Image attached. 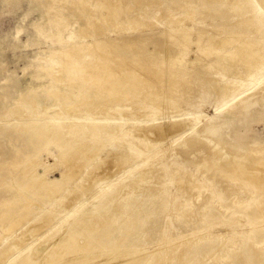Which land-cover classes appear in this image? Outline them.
<instances>
[{
    "label": "rangeland",
    "instance_id": "rangeland-1",
    "mask_svg": "<svg viewBox=\"0 0 264 264\" xmlns=\"http://www.w3.org/2000/svg\"><path fill=\"white\" fill-rule=\"evenodd\" d=\"M88 1L91 6L96 1H105L134 9H119L123 20L131 19L136 11H143L148 21L160 26L148 33L161 32L163 21L176 15V5L181 2L149 0L146 4H136L135 0ZM185 2L189 10L194 11L193 15L186 16L192 17L187 25L192 31L198 32L199 27H204L209 32L207 36L213 35L214 28L223 33L229 31L231 36L228 35L227 40L231 42L236 39L233 34L242 31L241 26L236 25L238 14L226 5L225 0ZM80 9L81 0H0V203L4 200H7L6 203L15 202L22 195L28 197V202L31 201L29 219L13 226V230L7 217L3 215L1 218L0 255H4L10 240L27 236V243L12 252L4 264L15 261L24 253H32L31 249L40 245L41 235L43 237V233L50 228L75 224L80 212L98 205L103 201L104 193L112 189L119 190L117 199L101 213L104 222L111 221V224L103 225L96 220L92 224V236L98 241L94 242L93 255L103 254L105 260L113 259L115 252L113 254V251L105 249L112 246L137 250V254L139 251L140 254L148 253L146 258L151 261L150 264H155L156 255H160V264H264V237L257 226L249 222L242 211L231 215L225 213L230 209V199L237 190L240 200L250 199L245 193L246 182L236 186L226 178L225 168L214 165V162L223 161L226 150L222 147L244 155L249 161L264 159V72H257L253 78H248L241 62L229 72H216L210 68L213 58H208L199 64V74L192 85L176 91L181 107L168 111L169 106L166 108L168 104L165 103V111L160 112L162 115L136 117V120L143 121L136 131L154 124L158 126L159 123L168 128L169 138L166 137L156 148L148 149L145 156L136 160L131 158L117 173L97 176L101 160L114 151L115 138L103 135L96 141L89 131H85L79 141L70 140L71 144H88L90 150L100 144L102 150L89 157L76 155L75 164L80 166L75 168L76 178L73 176L62 182L64 189L58 197L41 200L21 187L23 168L31 164H27L28 160L34 161L32 168H36L40 175L49 169L46 170L49 180H61L62 174L69 173L60 160V151L51 142L53 136H35L36 131L29 128V124L44 123L48 119L47 111L59 113L63 119L71 118L73 122L83 120L86 113L97 114L88 110L79 112L81 114L67 112V102L57 101L54 94L58 88L54 84L58 67H54L49 57L55 56L61 49L81 45L78 31L85 20H75ZM156 41L158 47L163 45L164 35H158ZM262 44L258 46L262 47ZM146 48L143 45L142 52L153 56L154 47L149 48L151 52ZM229 48L231 50L232 46ZM196 50L193 46L184 55L189 72L193 71L191 62L195 59L192 51ZM211 76L217 79L214 86L209 80ZM186 77L189 78L188 75ZM228 80L250 83L251 87L232 97L226 89ZM70 92L76 94L74 88ZM18 104L21 110L14 112ZM123 124L125 135L134 131V125ZM170 125L176 129L171 131ZM13 161V164H8ZM131 177L138 179L129 183ZM189 183L200 185L202 191L192 193ZM36 189L42 190L40 187ZM70 193L73 195L69 196ZM0 209L26 212L23 203L0 206ZM37 221L47 227L33 241L29 233L36 228L34 222ZM3 226L10 232L2 230ZM104 230L107 236L100 237V232ZM85 241L80 240L81 243ZM131 251L125 252V255Z\"/></svg>",
    "mask_w": 264,
    "mask_h": 264
},
{
    "label": "bare ground",
    "instance_id": "bare-ground-1",
    "mask_svg": "<svg viewBox=\"0 0 264 264\" xmlns=\"http://www.w3.org/2000/svg\"><path fill=\"white\" fill-rule=\"evenodd\" d=\"M143 1L135 0V3L146 4L149 2V0ZM225 3L238 14V24L236 25H240L242 28L241 32L233 34L236 39H233L232 42L227 40L228 35L231 36L229 31L223 33L214 28L213 35L207 36L209 32L204 27H199L198 32L188 28L187 25L191 22L192 17L187 18L186 16L193 15L194 11L189 10L185 0H181L176 5L175 16H170L163 21L162 26L166 29L161 26L162 31L159 33H148L160 26L148 21L147 14L143 11H136L131 19L123 20L119 9L123 7L128 11L134 9L127 8L120 3L110 4L105 1H96L95 5L91 6L88 0H81V9L77 10L78 14L75 19L76 21L78 18L85 20V24L78 31L82 40L81 45L70 47L67 50L61 49L49 59L54 67H58V73L54 76V84L58 87L54 93L57 101L67 102V112L70 113L88 110V112L95 111L97 114L93 116L86 113L83 120L73 122L71 118L63 119L59 113L52 114L47 111L48 119L44 123L29 124L28 127L36 131L35 136H53L51 142L60 151L59 157L63 162L61 163L68 168L69 173L62 174L61 180H49L47 178L48 171H46L49 169L45 168V174L40 175L36 172V168H32L34 161L28 160L27 164L31 163L32 165H26L23 168L21 175L24 177V181L21 187L27 193L33 194L41 200L58 197L64 189L62 182L75 177V168H80L75 164L76 155L89 157L102 150L100 144H96L93 150H90L88 144L77 142L71 144V141H79L85 131H89L91 137L96 141L103 135L111 139L115 138L114 151L108 153L109 155L101 160L102 164L97 176L101 177L105 173L109 172L110 174L114 171L117 173L118 169L122 170V166L128 164L131 158L136 160L145 156L148 149L156 148L165 141L166 137L169 138L167 135L169 130L158 123V126L154 124L138 132L135 129L143 121L136 120V117L142 115V117H155L157 113L165 111L167 104L168 111L181 107L176 91L183 90L186 85H192L199 74V64L208 58H213L210 68L216 72L221 70L229 72L235 68V64L240 62L244 64L248 78H253L257 72H264V33L261 38H258L259 34L264 32V0H225ZM182 14L186 15L182 16ZM158 35L165 37V42L159 47L156 41ZM98 36L101 38L95 40L94 38ZM261 42L263 46L259 47ZM143 45H146L147 51L151 46L154 47L155 53L149 51L154 55L143 53ZM193 46L197 50L192 51L195 59L191 62L193 71L189 72L187 58L184 55ZM230 46H232L231 50ZM86 54L88 57L82 59L81 57ZM187 75L189 78L186 77ZM209 80L212 86L216 84L217 79L214 76H211ZM226 82V89L229 94H232V97L251 87V84L246 82H230L229 80ZM72 88L75 89L76 94H71ZM165 103L167 104L164 105ZM20 110L18 104L14 112ZM90 119L92 120L90 121ZM123 123L134 125V131L131 130L125 135L122 131ZM170 126L171 131L176 129L172 125ZM138 145L139 149H137ZM205 147L210 150L209 146L205 145ZM222 150H226L223 161L214 162V165L225 168L226 178L236 186L241 182H246L245 193L250 197L247 201L240 200L237 197V190V193L230 199L233 210L230 207L225 213L231 215L235 211H242L248 217V221L253 222L258 228V232L262 233L264 237V159L258 158L255 161H249L244 155L227 150L225 147H222ZM255 156H258V153H255ZM13 163L14 161L8 164ZM124 169L126 168L124 167ZM95 178L91 180L94 181ZM130 179L129 183L138 178L131 177ZM36 187H40L42 190H37ZM188 188L192 193L202 191L200 185L195 183H189ZM118 193V189L105 192L103 201L95 207L92 206V209L89 207L90 209L80 212L79 218L76 217L75 224L50 228L43 233V237L40 232L47 226H43V223L38 221L34 222L36 228L29 233V236L34 241L39 233L42 238L40 245L31 249L32 253H24L9 264H101L103 262L107 264H150L151 261L146 258L148 253L140 254L141 251H139L140 255H145L140 256L137 254V250H133V252L128 248L106 247V251H113V254L114 252L116 254V257L113 255L114 258H108V260L104 259L103 254L93 255L92 253L94 242H98L92 236L93 221L96 220L103 225L111 224V221L104 222L101 213L109 209L111 202L116 201ZM70 195L72 196L73 193ZM6 201L1 202L0 206L8 207L18 203H23L25 206V213L0 209V222L2 216L5 215L9 227L13 230V226L29 219L31 201L28 202V197L24 195L15 202L6 203ZM97 216L99 218L95 219ZM2 230H5L4 226ZM5 231L10 232L9 230ZM101 236H107V231H101ZM81 239L86 240L85 243H81ZM26 243V235L10 240L7 248L5 247L4 255H0V264H4L12 252ZM127 251L131 252L125 255ZM159 256L154 257L153 263H161ZM109 260L112 262L108 263Z\"/></svg>",
    "mask_w": 264,
    "mask_h": 264
}]
</instances>
